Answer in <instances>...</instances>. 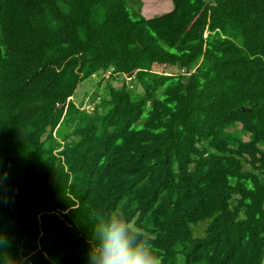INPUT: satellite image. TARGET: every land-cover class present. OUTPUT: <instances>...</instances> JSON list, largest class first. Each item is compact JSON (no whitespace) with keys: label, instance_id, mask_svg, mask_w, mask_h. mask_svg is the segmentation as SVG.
Returning a JSON list of instances; mask_svg holds the SVG:
<instances>
[{"label":"trees","instance_id":"obj_1","mask_svg":"<svg viewBox=\"0 0 264 264\" xmlns=\"http://www.w3.org/2000/svg\"><path fill=\"white\" fill-rule=\"evenodd\" d=\"M172 2L0 0V220L31 264H87L115 213L161 264H264V0Z\"/></svg>","mask_w":264,"mask_h":264},{"label":"clouds","instance_id":"obj_2","mask_svg":"<svg viewBox=\"0 0 264 264\" xmlns=\"http://www.w3.org/2000/svg\"><path fill=\"white\" fill-rule=\"evenodd\" d=\"M13 199L9 174L0 165V207ZM12 248L13 239L0 220V264H31V253H14ZM161 260L150 238L122 213L100 219L91 234L87 264H161Z\"/></svg>","mask_w":264,"mask_h":264},{"label":"rangeland","instance_id":"obj_3","mask_svg":"<svg viewBox=\"0 0 264 264\" xmlns=\"http://www.w3.org/2000/svg\"><path fill=\"white\" fill-rule=\"evenodd\" d=\"M125 1V0H124ZM143 6L141 8V13L146 18L150 19L154 16L162 15L163 13H166L170 11L173 8L172 0H143ZM155 70L161 71L163 70L162 66L156 65ZM113 73V72H112ZM100 75H95L90 77L89 79L84 80L81 82L78 86V89L76 91V101L79 103L80 101L84 100L85 97L90 96L93 90H97V83L100 80ZM104 88L102 87L99 91H96V93H104ZM96 97V95H95ZM90 107V106H89ZM87 105L84 106V108H89ZM146 116H143L141 120H143ZM235 130L234 128H231L230 131ZM68 130H65V133H68ZM245 139H248V136H244Z\"/></svg>","mask_w":264,"mask_h":264},{"label":"built area","instance_id":"obj_4","mask_svg":"<svg viewBox=\"0 0 264 264\" xmlns=\"http://www.w3.org/2000/svg\"><path fill=\"white\" fill-rule=\"evenodd\" d=\"M112 72H113V71H109V72L107 73V77H109V75H110ZM119 79H126L129 88H133V87H134L133 85H134L135 76H133V77H128V76H126V75H120V76H119Z\"/></svg>","mask_w":264,"mask_h":264}]
</instances>
